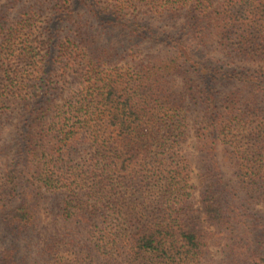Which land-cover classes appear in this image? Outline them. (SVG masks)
I'll list each match as a JSON object with an SVG mask.
<instances>
[{"label":"trees","instance_id":"trees-1","mask_svg":"<svg viewBox=\"0 0 264 264\" xmlns=\"http://www.w3.org/2000/svg\"><path fill=\"white\" fill-rule=\"evenodd\" d=\"M0 264H264V0H0Z\"/></svg>","mask_w":264,"mask_h":264},{"label":"rangeland","instance_id":"rangeland-1","mask_svg":"<svg viewBox=\"0 0 264 264\" xmlns=\"http://www.w3.org/2000/svg\"><path fill=\"white\" fill-rule=\"evenodd\" d=\"M119 66H125V67H126V65H125L124 62H120V63H119ZM187 147H188V148H187L188 151L191 152V155L195 157V154H196V142H195V140H194L193 138L190 140V143L188 144ZM198 178H199V177H198V169H197L196 167H194V182H195L196 184L199 183V179H198ZM213 252H214V254H215L216 256L219 255V251H218L217 248H214V249H213Z\"/></svg>","mask_w":264,"mask_h":264}]
</instances>
